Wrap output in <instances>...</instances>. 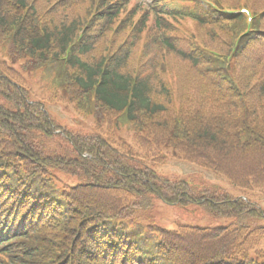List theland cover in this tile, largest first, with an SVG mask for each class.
Masks as SVG:
<instances>
[{"label": "trees", "instance_id": "obj_1", "mask_svg": "<svg viewBox=\"0 0 264 264\" xmlns=\"http://www.w3.org/2000/svg\"><path fill=\"white\" fill-rule=\"evenodd\" d=\"M261 4L242 37L235 17L194 24L203 8L186 0L144 11L130 0H0V264H264L256 204L217 187L197 195L128 143L63 128L31 102L10 64L42 69L55 97L120 122L138 148L172 146L252 189L264 185ZM155 200L232 224L130 230Z\"/></svg>", "mask_w": 264, "mask_h": 264}, {"label": "rangeland", "instance_id": "obj_2", "mask_svg": "<svg viewBox=\"0 0 264 264\" xmlns=\"http://www.w3.org/2000/svg\"><path fill=\"white\" fill-rule=\"evenodd\" d=\"M264 6L262 3L259 7ZM134 68L137 65V58H133ZM19 68V66H18ZM21 72L25 78V84L30 90V96L32 100H48L49 93L44 92L40 83H44L43 74L33 75L32 69L28 71H23L20 67ZM159 76L165 81L166 77L170 75L169 70H165L163 66L159 71ZM154 98L157 101L163 102V98L159 96L158 89L159 85L153 83ZM53 95V94H52ZM52 116L54 118L68 127L70 130L82 134H93L100 132L106 136L113 137L119 146V143L127 142L134 145L133 134L126 127H118L117 123L110 124L108 121L97 116H84L78 113L76 108L69 104H63L61 106L51 105L49 107ZM144 159V156H139ZM149 164H153L151 159L147 160ZM157 172L170 180H185L194 186L196 193L201 191L204 186H220L227 192L233 194L236 197H247L250 200L258 203L262 208H264V187L255 188L252 190H244L240 187L233 185L227 177L214 171H210L201 168L194 164H189L184 162L178 157H176V152L172 150L167 159V163L164 165L156 164L155 166ZM231 220L228 219H217L209 214H206L204 210L200 207H189L187 209L168 206L162 204L156 205L154 208L140 213L135 218V224L131 225L130 230L135 229L136 226H147L149 224H157L159 226L175 229L181 224H187L192 226H225L228 225ZM132 239L137 240L138 238L132 237ZM264 249V241L261 244Z\"/></svg>", "mask_w": 264, "mask_h": 264}]
</instances>
